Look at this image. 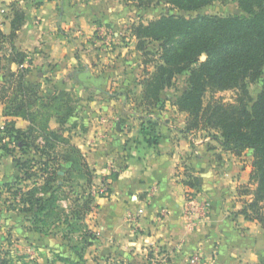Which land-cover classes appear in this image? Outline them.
I'll use <instances>...</instances> for the list:
<instances>
[{
    "label": "crops",
    "instance_id": "1",
    "mask_svg": "<svg viewBox=\"0 0 264 264\" xmlns=\"http://www.w3.org/2000/svg\"><path fill=\"white\" fill-rule=\"evenodd\" d=\"M12 1L0 0V26L7 34L11 19L1 12L8 11ZM22 4L26 22L16 45L33 59L27 81L40 82L46 93L67 90L76 95L72 142L93 170L92 184H106L111 191L95 196L98 206L86 218L97 236L87 251L93 264H191L196 254L202 264H264V227L241 212L253 199V194L241 190L256 187L251 179L254 150L237 155L207 133L185 132L188 113L178 110L174 101L186 87L176 94L167 89L153 112L146 114L143 83L132 84L129 72L100 64L110 54L102 50L76 54L78 39L64 30L80 29L89 38L98 26L119 19L124 4L120 0H22ZM0 80L1 87L3 77ZM8 120L21 128L29 124L5 116L0 102V128ZM58 125L52 118L51 128ZM5 165L14 169L8 159ZM188 169L199 180V189L187 184ZM190 197L210 203L209 215L194 227L186 221ZM64 243L60 235H48L38 248L28 245L27 251L39 250L40 264H72L63 257L75 264L72 247L77 243L70 247Z\"/></svg>",
    "mask_w": 264,
    "mask_h": 264
},
{
    "label": "trees",
    "instance_id": "2",
    "mask_svg": "<svg viewBox=\"0 0 264 264\" xmlns=\"http://www.w3.org/2000/svg\"><path fill=\"white\" fill-rule=\"evenodd\" d=\"M228 1L166 0L172 8L187 12ZM235 1L243 13L163 14L147 23L133 25L131 32L141 50L146 51L147 42L158 44L159 63L143 82V100L147 105H158L163 92L174 87L176 78L187 72V87L174 101L178 110L188 113L183 130H215L210 136L225 150L237 155L248 149L254 150L251 179L256 187L241 190L253 194V199L241 212L264 227V0ZM135 2L139 8H144L149 7L152 0ZM11 6V31L7 34L0 28V69L5 68L2 62L6 58L18 68L10 69L4 75L0 102L4 104L5 116L19 117L29 124L21 128L15 120H8L0 128V151L13 156L18 171L14 180L0 185V196L2 188L18 200L19 211L31 220L32 231L41 234L53 231L57 224L51 220L57 218L65 225L64 231L84 228L86 233L82 239L90 246L97 236L86 223V217L98 206L95 195L89 193L78 197L75 201L79 204L70 208V213L63 209L60 201L65 195V187L73 186L75 173L85 177L91 187L93 170L81 149L62 131L50 126V121L55 118L60 129H65L75 115L76 105L72 99H66L68 92L65 90L46 96L42 94L41 83L27 81L31 72L27 63L33 60L29 53L15 45L26 22V10L17 3ZM5 48L11 50L10 55L8 50H3ZM257 81L261 82V89L253 97L249 84ZM228 90L241 92L235 103H225L221 98L205 102L208 92ZM63 163L70 164L68 170L63 169ZM61 171H64L63 175ZM186 174L187 184L199 189L197 177L189 169ZM112 177L115 179L117 173ZM110 193L107 189L104 195ZM68 237L69 232H66L63 238ZM81 244L79 241L75 245L77 252ZM62 260L74 264L69 258ZM2 263L8 264V261Z\"/></svg>",
    "mask_w": 264,
    "mask_h": 264
},
{
    "label": "rangeland",
    "instance_id": "3",
    "mask_svg": "<svg viewBox=\"0 0 264 264\" xmlns=\"http://www.w3.org/2000/svg\"><path fill=\"white\" fill-rule=\"evenodd\" d=\"M125 6L124 12L121 13L119 19L115 21L109 22L107 24H102L98 26L95 30H93L88 36L89 38L80 32V29L77 30H64L67 32L68 36H73L74 39H78L76 41V54L83 55L92 54L95 50L101 51L102 54L111 56H106V60H99L101 65H104L105 68H113L117 71L121 72H129L130 75L128 77H132V84H140L143 83L144 80L151 75L155 71V66L159 63V53H158V44L156 42H147V49L141 50L138 48V41L132 35L131 28L133 25H137L140 22L147 23L153 19L160 17L163 14H183L186 16H195L197 14H221V15H232V14H241L243 11L239 8L238 3L235 0H229L227 3L215 2L212 5L206 6L199 11L187 12L181 11L178 9L172 8L170 4L166 2V0H152V3L149 7L139 8L137 6V2L135 0H120ZM17 3L19 6L24 8L22 4V0H14L10 3L8 11L1 12L3 16L11 19L12 15V6L11 4ZM41 2H37L39 4ZM6 8L7 6H2ZM25 9V8H24ZM26 10V9H25ZM1 25V23H0ZM1 28V26H0ZM2 29V28H1ZM3 31V29H2ZM4 32V31H3ZM79 32V33H78ZM78 33V34H76ZM76 34V35H75ZM80 36H84V40L80 38ZM17 41V39H16ZM15 41V45H16ZM3 44V43H2ZM10 44L6 47L8 48ZM4 46V45H3ZM16 47L22 50L20 47L16 45ZM7 48L3 50H8ZM7 54H11V50L7 51ZM1 55V53H0ZM30 56V55H29ZM90 62L94 63L93 58L88 57ZM33 60V59H32ZM3 65L5 68L0 69V79H4V73L8 74L9 70L12 69V65L14 63H10L8 58L3 60ZM32 63H27V66L31 67ZM2 65V66H3ZM81 68H83L82 64H80ZM77 69V67H75ZM118 73V72H117ZM3 75V76H2ZM189 73H184L179 75L176 78L175 86L172 87L173 93L182 92V90L187 87V78ZM125 78H127L125 76ZM1 81V80H0ZM118 83H121L120 80H115ZM124 82V81H123ZM134 82V83H133ZM40 83V82H38ZM42 87V84H41ZM117 87V86H116ZM138 88V85H135ZM42 89L43 95H50L54 93H46L45 90ZM249 89L251 95L256 97L261 89V82L257 81L249 84ZM60 90H57L58 92ZM68 95L66 99L75 100L77 99L76 95L70 91H67ZM241 92L238 90H228L221 92H208L205 96V102L208 103L212 99L221 98L225 103H235L237 97ZM134 98L137 97L138 92L132 93ZM143 94V93H142ZM144 98V94L142 95ZM138 97L136 98L137 101ZM153 106L147 105L143 112L146 114L152 113ZM135 110H138L137 108ZM55 119V118H53ZM154 123V122H153ZM73 122L69 121L68 124L65 125V129H60L61 126L58 125L56 130H60L63 132V135L66 138H70L72 142V132H73ZM4 127V126H3ZM1 127V128H3ZM202 132L207 133L208 135H212L215 133V130H194V133ZM73 143V142H72ZM18 152V151H17ZM19 155V154H18ZM8 159L11 165H14V169L10 171V168L6 169L5 162ZM63 169L66 171L69 169L70 164L63 163ZM18 171L15 166L14 158L11 155L3 154L0 151V185L7 180H10L12 176H16ZM63 175V174H62ZM94 176V173H93ZM10 178V179H9ZM73 186L65 187L66 191L64 197H62L60 204L63 209H66L68 213H70V208L76 207L79 203L75 201L80 196H85L89 193L93 195L94 191L100 190L103 185H89L87 184V180L85 177L80 176V174L75 173L73 176ZM2 196H0V264H3V261H8V264H40L38 258L41 257V252L32 253L28 252V245H33L36 248L39 247V243L42 242L43 238L48 235H60L63 240H66L64 243L65 247H70L76 244L79 241H82V244L78 246V252L74 248L75 252L72 256L75 259H78L77 264H93L91 261V256L88 255L87 240L82 239L83 233H86L84 228L80 231H64L62 227H65L60 220L54 218L53 222H56V226L53 227V231L47 233H38L36 231H32V223L25 214L20 213L19 207L17 206L18 200L14 198L8 191H5L1 188ZM106 192H104L105 194ZM189 202V200H188ZM82 203V202H80ZM61 213H63L62 208L60 209ZM87 218V217H86ZM87 223V222H86ZM69 232V237L67 239L63 238V235ZM39 237V238H38ZM42 238V239H41ZM35 255L34 258L30 257L31 255ZM59 256V253L55 252V257ZM87 256V258H86ZM64 258V257H63ZM155 258H157L155 256ZM159 259V258H158ZM107 264V262L103 263ZM109 264V263H108ZM111 264H120L117 262H113Z\"/></svg>",
    "mask_w": 264,
    "mask_h": 264
},
{
    "label": "built area",
    "instance_id": "4",
    "mask_svg": "<svg viewBox=\"0 0 264 264\" xmlns=\"http://www.w3.org/2000/svg\"><path fill=\"white\" fill-rule=\"evenodd\" d=\"M107 191V186L103 185L100 190L94 191V194H103ZM210 203L209 201H199L196 197H190L188 202V209L186 212V221L188 226L194 227L196 224L209 215ZM141 212V211H140ZM191 264H202L201 256L194 255Z\"/></svg>",
    "mask_w": 264,
    "mask_h": 264
},
{
    "label": "water",
    "instance_id": "5",
    "mask_svg": "<svg viewBox=\"0 0 264 264\" xmlns=\"http://www.w3.org/2000/svg\"><path fill=\"white\" fill-rule=\"evenodd\" d=\"M60 174H64V171H61Z\"/></svg>",
    "mask_w": 264,
    "mask_h": 264
}]
</instances>
